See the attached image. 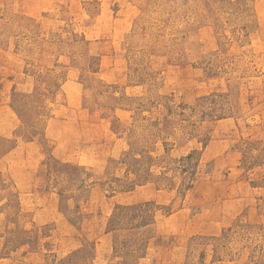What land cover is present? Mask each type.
Wrapping results in <instances>:
<instances>
[{"label":"rangeland","instance_id":"obj_1","mask_svg":"<svg viewBox=\"0 0 264 264\" xmlns=\"http://www.w3.org/2000/svg\"><path fill=\"white\" fill-rule=\"evenodd\" d=\"M125 263L264 264V0H0V264Z\"/></svg>","mask_w":264,"mask_h":264},{"label":"trees","instance_id":"obj_2","mask_svg":"<svg viewBox=\"0 0 264 264\" xmlns=\"http://www.w3.org/2000/svg\"><path fill=\"white\" fill-rule=\"evenodd\" d=\"M192 155H189L187 156L186 158H182L180 161H190L192 159ZM135 159L136 158H133L134 160V164L131 165V168H129V172H132L136 175H138V180L140 181L141 180V176L140 174H138V171L137 169L134 167V165L136 164L135 162ZM137 173V174H136ZM151 173V172H149ZM183 173H186V177H188L189 175H192L193 173L191 172H183ZM193 179H191V182H192ZM150 207H149V204L146 203V204H140V205H131V206H120L117 208L118 212L115 214L113 220H112V223H117V221H120V217H122L121 215L122 214H126V213H134V212H142V213H148V211H150ZM118 214V215H117ZM135 214V213H134ZM134 219H137V217H134ZM148 222H146V220H142L140 223H137V224H132L131 223V226L130 227H124V226H121L120 228H118V226L120 225V222L117 223V227L113 228L112 230L113 231H124V230H133V229H141V228H144L146 226H149L151 224L154 223V219H147ZM130 253L127 254V256H129ZM127 264V263H125Z\"/></svg>","mask_w":264,"mask_h":264}]
</instances>
